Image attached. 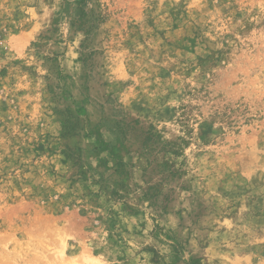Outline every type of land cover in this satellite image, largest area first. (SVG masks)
<instances>
[{
	"label": "rangeland",
	"instance_id": "1",
	"mask_svg": "<svg viewBox=\"0 0 264 264\" xmlns=\"http://www.w3.org/2000/svg\"><path fill=\"white\" fill-rule=\"evenodd\" d=\"M0 264H264V0H0Z\"/></svg>",
	"mask_w": 264,
	"mask_h": 264
}]
</instances>
